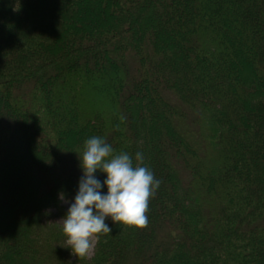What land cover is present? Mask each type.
<instances>
[{
    "label": "trees",
    "instance_id": "16d2710c",
    "mask_svg": "<svg viewBox=\"0 0 264 264\" xmlns=\"http://www.w3.org/2000/svg\"><path fill=\"white\" fill-rule=\"evenodd\" d=\"M93 135L160 184L87 259L42 218ZM0 264H264V0H0Z\"/></svg>",
    "mask_w": 264,
    "mask_h": 264
},
{
    "label": "clouds",
    "instance_id": "9594fccd",
    "mask_svg": "<svg viewBox=\"0 0 264 264\" xmlns=\"http://www.w3.org/2000/svg\"><path fill=\"white\" fill-rule=\"evenodd\" d=\"M78 160L81 176L74 196L70 202L62 192L58 197L68 204L62 224L65 247L75 257L83 258L101 235L112 231L106 218L113 225L146 226L149 198L160 180L144 165L142 152L134 156L128 152L114 154L112 146L95 135L83 142ZM97 172L104 174L102 181L95 175ZM102 188L106 191L102 192Z\"/></svg>",
    "mask_w": 264,
    "mask_h": 264
},
{
    "label": "rangeland",
    "instance_id": "374dc122",
    "mask_svg": "<svg viewBox=\"0 0 264 264\" xmlns=\"http://www.w3.org/2000/svg\"><path fill=\"white\" fill-rule=\"evenodd\" d=\"M100 10V9H98ZM102 12V11H101ZM103 13V12H102ZM136 100L135 98H132L131 100L128 101V108H127V117H128V120L134 122V124L137 125V127H141V123L138 121V117H137V113L138 111L140 110V107L138 105H136ZM149 104V103H148ZM147 103L145 104L146 108L148 109V111H150L151 113H154V115L156 116L155 118V124H156V128H158V133L161 134L163 132V120H162V116L161 114L159 113V115L157 113H155L156 111H158L157 109H154L152 107V105H148ZM133 106V107H131ZM158 115V116H157ZM104 124V121L102 119H99L97 118V125H102ZM94 127V126H93ZM99 127V126H98ZM89 131L85 132L84 135L85 136H88L92 133V129L90 131V133L88 134ZM141 129L137 131V138L138 136L140 137L141 136ZM87 134V135H86ZM81 135V133H80ZM78 136V135H77ZM80 139V137H79ZM83 140V138H82ZM134 144H136L138 146L139 142L137 140H134L133 141ZM23 184L22 182H18L17 183V187H19L18 189H20V187L22 188ZM23 192V190H22ZM27 192V191H25ZM65 199H67L69 202L71 201V198L73 197V195H64ZM67 207H68V204L63 202L59 197H58V203L57 205L54 207H49L45 210V213L43 214V218H42V224H51V223H54L56 225H58L60 228H62V224H63V216L64 214L66 213L67 211ZM34 235V234H33ZM31 236V239H34V236ZM35 235H37V233H35ZM95 244L96 242L94 243V246L91 248V250L89 251L88 255L85 256L87 259L91 258L92 255H93V252H94V248H95ZM63 246L65 247V242L63 243ZM71 260L73 259V257L70 258Z\"/></svg>",
    "mask_w": 264,
    "mask_h": 264
}]
</instances>
